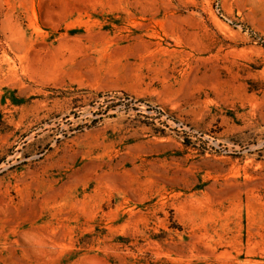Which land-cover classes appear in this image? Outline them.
Segmentation results:
<instances>
[{
	"label": "rangeland",
	"instance_id": "374dc122",
	"mask_svg": "<svg viewBox=\"0 0 264 264\" xmlns=\"http://www.w3.org/2000/svg\"><path fill=\"white\" fill-rule=\"evenodd\" d=\"M0 264H264V0H0Z\"/></svg>",
	"mask_w": 264,
	"mask_h": 264
}]
</instances>
